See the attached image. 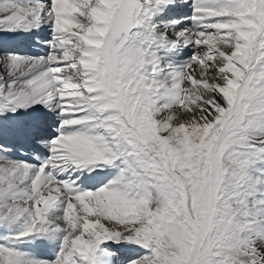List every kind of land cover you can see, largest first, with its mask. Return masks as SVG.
Returning <instances> with one entry per match:
<instances>
[{"label": "snow or ice", "instance_id": "6c2138e0", "mask_svg": "<svg viewBox=\"0 0 264 264\" xmlns=\"http://www.w3.org/2000/svg\"><path fill=\"white\" fill-rule=\"evenodd\" d=\"M0 264H264V0H0Z\"/></svg>", "mask_w": 264, "mask_h": 264}]
</instances>
